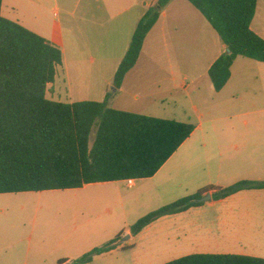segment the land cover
Instances as JSON below:
<instances>
[{"label": "trees", "instance_id": "1", "mask_svg": "<svg viewBox=\"0 0 264 264\" xmlns=\"http://www.w3.org/2000/svg\"><path fill=\"white\" fill-rule=\"evenodd\" d=\"M217 31L230 52L210 67L216 91L231 78L239 56L264 62V37L252 28L258 0H187ZM0 0V193L75 189L87 184L153 177L188 139L195 125L110 106L129 71L137 64L146 37L171 0H158L139 21L104 101L66 103L47 97L63 62L60 47L2 15ZM96 128L95 136L92 133ZM212 200L264 181L241 180L213 187ZM210 188V189H213ZM209 188L182 197L140 217L131 225L136 236L158 219L206 202ZM120 236L71 264H84L115 249ZM63 263V260L60 264ZM164 264H264V258L241 254L195 253Z\"/></svg>", "mask_w": 264, "mask_h": 264}, {"label": "rangeland", "instance_id": "2", "mask_svg": "<svg viewBox=\"0 0 264 264\" xmlns=\"http://www.w3.org/2000/svg\"><path fill=\"white\" fill-rule=\"evenodd\" d=\"M169 8L173 18H180L185 24H190L192 20H202L206 27L213 31L205 17L187 0H171ZM252 27L264 34V0H258ZM215 34L219 38L217 33ZM192 35L193 29L186 27L185 30L177 29L175 35L168 36L167 40L161 32L149 37L147 49L144 51L148 56L144 57L145 53L140 57L135 69L125 81L123 93L119 97L122 107L169 118H175L174 113L184 108L186 113L179 114L178 118L190 120L194 124L201 114L228 116L244 109L243 100L234 101L230 98L229 87L220 92L214 89L206 73L209 59L205 56L199 58L193 68L189 66L188 88L181 86L185 64L190 62L182 58L181 52L183 47L192 45ZM87 62H91V59ZM60 75L57 85L62 87L63 99L67 101L64 88L68 87L70 82L76 92L83 76L72 74L66 77L61 71ZM252 78L253 76L250 77V82L260 83L259 79ZM148 93L155 95L154 102L150 105L148 102L135 103V95L138 94L147 101L145 95ZM75 97L77 96L73 99H76ZM256 101H259L261 114H264L263 97ZM95 131L96 128L92 139ZM182 150L184 149L178 151L173 162L181 155L183 156L179 161L188 157ZM201 171L203 172V169ZM202 172L198 171L199 180L195 178L197 174L190 176L182 186H178L176 182H168L163 171L154 178L139 179L132 187H128L124 180L100 182L81 189L61 190L54 196H45L40 204L36 203L37 198L29 199L24 202V208L14 200L0 199V204L15 203L11 213L16 225L12 231L16 234L19 227L24 230L22 245L30 242L26 240L27 233L35 230L39 234V241L41 234L44 235L41 244L46 251H52L53 256L67 254L74 261L120 236L114 243L117 246L115 249L97 254L92 261L84 264H164L195 253L231 254L226 253L227 251L264 258V229L260 224H264V197L258 196H237L218 203L207 202L186 212L162 217L138 235L129 237L131 225L140 217L197 192L206 181L211 180L219 186H229L239 181L236 180V173L223 172L220 177L208 174L202 177ZM230 213L235 217L234 222L237 219L246 221L255 218L257 223L259 222L258 229L256 232H241L237 228L229 231L224 234L228 241L224 245L219 242L222 239L217 238L221 230L216 229V234L209 235L196 227L197 223L215 224L217 227L216 223L220 217ZM67 232L71 235L69 247L64 244V234ZM35 242L36 239L33 243ZM217 243L219 247L215 246ZM15 247H19V244Z\"/></svg>", "mask_w": 264, "mask_h": 264}, {"label": "crops", "instance_id": "3", "mask_svg": "<svg viewBox=\"0 0 264 264\" xmlns=\"http://www.w3.org/2000/svg\"><path fill=\"white\" fill-rule=\"evenodd\" d=\"M157 1L3 0L1 12L4 17L20 23L61 48L63 62L57 66L55 81L48 85V98L66 103L84 100L104 101L107 93L114 90L115 74L130 46L139 21ZM169 7L170 3L164 8L158 22L146 37L140 57L145 55L146 52L144 51L147 49L148 39L151 35L161 32L167 40L168 36L175 35L177 29L185 30L186 27L193 29L194 35L192 36L194 41L192 40V45L183 47L181 52L182 58L188 60V62L190 61L188 65L185 64L186 69L181 85L187 89L189 86L187 84L189 66L193 68L199 62L198 59H202L205 56L209 59L206 71L209 75V69L212 64L223 53L227 52L228 47L223 43L211 24L215 32L207 28L202 20H192L190 24H185L180 18H173ZM254 31L264 37V34L260 31L255 29ZM215 33H217L219 38H217ZM147 56L148 53L144 57ZM89 58L91 62L88 63L87 60ZM136 65L127 74L122 87L111 98L110 106L150 115L146 111L137 112L127 107H122L119 102L125 81ZM60 71L66 77L72 74L83 76L79 82L81 85L76 92L70 82L68 83L69 86L64 88L67 101L63 99L62 87L57 85V79L61 76ZM257 75L258 77H256ZM251 76L256 80L259 79L260 83L250 82ZM62 80L65 82V79L62 78ZM226 87L231 90L230 98L232 100H243L244 109L228 116L199 115L197 123H193L195 130L191 136L186 139L160 170L149 178H154L165 171L168 182H176L178 186H182L190 176L197 174L195 178L199 180L198 171L202 172L201 169H203L202 177H205L206 174L212 177L214 175L220 177L223 172H229L236 173V180L239 181H264V114H261L262 110L259 108V101H256L260 97L264 99V62L245 56L237 57L232 66L231 78L221 91ZM75 95L77 97L73 99ZM154 96V94L148 93L145 95V99L148 100L144 101L142 96L137 94L134 97V101L135 103L145 102V104L148 102L150 105L155 101L153 99ZM183 113H186L184 108L174 113L173 116H176L175 118H161L177 119L191 123L190 120L178 118L179 114ZM180 149H184L182 151L188 157L179 161L183 156L181 155L179 159L173 162ZM186 163H189V165ZM138 180L136 179L135 183ZM213 187L221 186L215 185L213 181L209 180L201 185L197 191L209 188L206 193L211 192L213 194L215 191ZM60 191L61 189L0 193V199L14 200L17 205L24 208V202L29 199L37 198L36 203L40 204L45 196H54ZM237 196L264 197V189L242 190L226 199L211 200L209 203H218ZM14 205L15 203L13 205L8 203L0 204V264H53L54 262L60 264L62 260V264H71L73 260L67 254L53 256L52 251H46L41 244L44 240V235L41 234L39 241V234L35 230L30 231V233L25 231V235L27 233L26 240L31 243L28 242L22 245V231L24 230L19 227L16 234L12 231L13 226L16 225L15 222L13 223L14 219L11 213ZM232 215L230 213L222 218L220 217V220L216 223L217 227H215V224L206 223H197L196 227L209 235L216 234V229L221 230V233L218 234L222 236L221 238L217 236V238L222 239L219 242L224 243V245L228 242L224 234L229 231H233L236 228L240 229L241 232L258 229L259 222L257 223L255 218L246 221L237 219L234 222L235 217H232ZM260 224L261 228L264 229L263 222ZM129 237H134L130 230ZM35 239L36 242L33 243ZM70 242L71 235L67 232L64 234L65 246L69 247ZM16 244H19V247H15ZM211 245L214 246V244H209V246ZM215 246L219 247L220 245L217 243ZM226 253L239 254L236 251H227ZM240 254L246 253L241 252Z\"/></svg>", "mask_w": 264, "mask_h": 264}, {"label": "water", "instance_id": "4", "mask_svg": "<svg viewBox=\"0 0 264 264\" xmlns=\"http://www.w3.org/2000/svg\"><path fill=\"white\" fill-rule=\"evenodd\" d=\"M227 52H230V49L228 48V50H227ZM212 193L211 192H208V193H206L203 197H201V198H198L197 200L199 201V202H209V201H211L212 200Z\"/></svg>", "mask_w": 264, "mask_h": 264}, {"label": "built area", "instance_id": "5", "mask_svg": "<svg viewBox=\"0 0 264 264\" xmlns=\"http://www.w3.org/2000/svg\"><path fill=\"white\" fill-rule=\"evenodd\" d=\"M125 181H126L128 187H132L135 184V179H132V178L127 179Z\"/></svg>", "mask_w": 264, "mask_h": 264}]
</instances>
